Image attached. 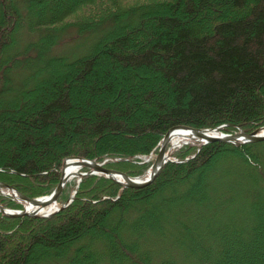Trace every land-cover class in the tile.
<instances>
[{"label":"trees","instance_id":"16d2710c","mask_svg":"<svg viewBox=\"0 0 264 264\" xmlns=\"http://www.w3.org/2000/svg\"><path fill=\"white\" fill-rule=\"evenodd\" d=\"M90 4L109 28L54 53ZM177 124L264 125V0H0L1 181L47 195L64 158L149 154ZM189 151L145 188L90 174L51 216L0 213V264H264V140Z\"/></svg>","mask_w":264,"mask_h":264},{"label":"water","instance_id":"95a60500","mask_svg":"<svg viewBox=\"0 0 264 264\" xmlns=\"http://www.w3.org/2000/svg\"><path fill=\"white\" fill-rule=\"evenodd\" d=\"M174 128H183L186 130L194 131L196 134L205 138L207 140V142L220 140V141L234 142V143L235 142L249 143V142H257V141L264 140V134L261 133V131L264 129V126L254 130V131H251V132L245 131L240 126H237V131H235V132H224L223 131L224 125H219L216 127L197 128V127H192V126H188V125L177 124V125H172V126L166 128L162 132L161 141L159 142V147H160L159 152L162 156V159L159 161V163L156 165L155 168H154V166H152L150 168L152 173L144 181H138L136 179H138L139 177H144L147 174V172L140 175V176L134 177V176H131L124 171H121L119 169L107 166L105 164V162H98L97 159H91V158H86V157H76L79 160H82V165L84 167L89 168V170L87 172H80L79 175L83 176L86 174L101 173V174L105 175L106 177H108L109 179L113 180L114 182L121 184L123 187H131V188L148 187L153 182V180L157 177V175L159 174V172L161 171L163 166L168 161L173 160L170 157H167V156H171V154L167 153L168 148H167L166 143L163 142V139H164L165 135L167 133H169L170 131H172ZM213 131L222 132L223 136H221V137H210L207 135V132H213ZM66 161H67V159L64 160L62 167L60 168L57 186L47 196L48 198L46 201L48 204L58 202V199H59V197H60L68 179H69L68 176H66L63 173ZM115 175H121L125 179L122 181V180L118 179L117 177H115ZM0 184L10 187V185H8L7 183L1 182V181H0ZM76 191L77 190H75L73 192V194L70 195V197L66 200V202H64L61 206H58L55 211H52L51 213H48V214H42V212L45 210L47 205H45L44 207H41V208L40 207L32 208V207L25 206V205H23V208H11V207L5 206L2 203H0V213L2 214V216L11 217V218L50 216V215H53L54 213L58 212L59 210L65 208L66 206H68L69 203L75 198ZM21 195L23 196V198H25L29 201H32V202L37 201L38 198L43 197V196H41V197L32 198V197H29L23 193H21Z\"/></svg>","mask_w":264,"mask_h":264},{"label":"rangeland","instance_id":"374dc122","mask_svg":"<svg viewBox=\"0 0 264 264\" xmlns=\"http://www.w3.org/2000/svg\"><path fill=\"white\" fill-rule=\"evenodd\" d=\"M107 1L109 2V0H107ZM120 1H121V3H123L125 5H131L133 3L140 2L142 0H120ZM96 12L98 14L104 13V12H101V10L99 8H97L96 4H93V5L90 4L87 7L80 9V11L78 13L76 12L75 14L71 15L66 21H64L62 23V25H57L59 27V31L57 33L58 35L56 36L57 42L53 45L54 53L73 57L75 55L87 52L90 49V47L92 46L96 34L101 33L102 31L109 28V26H110V22L108 21V19L103 18L98 23L92 25L93 29H90L89 27H83V25L91 26L90 22L87 21V19H89L88 16H91V13H92V15H93L92 17H95ZM68 22H70V23H68ZM65 23H67V24H65ZM85 23H88L89 25H87ZM26 36H28V32L25 30L23 35H22V38H21V36H19V42L21 41V43H24ZM185 145H188L190 147V151H189L188 155L191 154L192 152H194L200 146L201 147L203 146L202 142H189V143H184V144L180 145V147H177L173 150V154L176 157H178L179 159H180V156L177 155V152ZM69 149H71V147L66 148V150H69ZM157 152H158V148L154 152L153 155H155ZM189 156H191V155H189ZM64 160H65V158H64ZM100 161H105L106 162L105 164L107 166H109V163H111V162L114 163V165H116L119 161H121L125 164H129L128 169H126L127 170L126 172H128V173L130 172L131 175L142 174L143 172H145L147 170V168L151 164V163L142 164V162H141L142 159H138L137 157L131 158L129 160L126 158H121V157H112V158L107 157V158H104ZM62 164H63V162H62ZM61 167H62V165L60 166V168ZM60 168L58 169V175H59ZM86 170H87L86 168H82L81 171L83 172ZM83 177H85V176H83ZM83 177L82 178L74 177L66 183L64 190H63V193L58 199V205L59 206H61L64 202H66V200L70 197V195L75 190H78L80 182L82 181ZM14 187H16V186H14ZM0 199H3L4 202H6V203L7 202H11L13 204L18 203L11 195L2 194L1 192H0ZM3 204H5V203H3ZM11 208H13V207H11ZM18 240H19L18 237L14 238L13 240H10L9 246H13L14 242L18 241Z\"/></svg>","mask_w":264,"mask_h":264},{"label":"bare ground","instance_id":"6f19581e","mask_svg":"<svg viewBox=\"0 0 264 264\" xmlns=\"http://www.w3.org/2000/svg\"><path fill=\"white\" fill-rule=\"evenodd\" d=\"M262 134H264V129L261 131ZM207 135L210 137H221L223 136L222 132H218V131H213V132H207ZM163 142L166 143V145H170V149L174 150L177 147H180L181 144L185 143V142H203L206 143L207 140L203 137H201L200 135L196 134L194 131L191 130H186L183 128H174L172 131H170L169 133H167L163 139ZM162 159V156L160 154V152L157 154L156 159H155V164H153L154 168L156 167V165L159 163V161ZM84 166L82 165V160H79L76 157H70L67 159L66 163H65V168H64V174L66 176H68V180L74 178V177H79V173L81 172L82 168ZM151 170L147 171V174L144 177H139L138 181H144L146 178H148L151 174ZM115 177H117L120 180H124L125 178L121 175H115ZM0 192L2 194H6V195H11L16 201L24 204L25 206H29L32 208H36V207H44L45 205H47V207L45 208V210L42 212V214H48L51 213L52 211H55L57 209L58 202L56 203H52V204H48L47 203V196L49 195H45L41 198H38L37 201H29L25 198H23V196L21 195V193L18 191L17 188H14L13 186L10 185V187L5 186L0 184Z\"/></svg>","mask_w":264,"mask_h":264}]
</instances>
